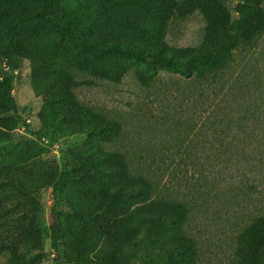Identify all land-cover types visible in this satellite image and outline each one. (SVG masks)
<instances>
[{
    "label": "rangeland",
    "instance_id": "rangeland-1",
    "mask_svg": "<svg viewBox=\"0 0 264 264\" xmlns=\"http://www.w3.org/2000/svg\"><path fill=\"white\" fill-rule=\"evenodd\" d=\"M8 2L15 4V0H3ZM184 2L187 19L178 14L168 26L166 40L171 47L202 46L208 25L204 9L215 2L221 10L219 21L229 29L228 37L233 43L241 41L255 7V0ZM121 7L118 2L110 4L116 11ZM103 14L98 0H58L44 17L45 22L56 25L54 28L21 31L18 35L22 67L12 94L20 116L9 107H0V229L17 231L22 217L34 213L38 250L28 256L27 247L23 248L25 258L17 264H123L125 258L114 254L115 246L104 236L102 226L131 215L141 196L124 209L94 218L93 210L78 217L64 209L60 214L64 236L56 260L58 253L48 226L54 204L53 183L60 173L67 170L71 176L69 199L90 202L108 187L112 177L92 180L86 175L92 166L87 163L97 157L92 164L109 170L106 154L120 152L137 174L151 178L157 194L161 195L165 187L175 190L176 101H223L237 92L235 81L249 85L252 99L247 101H260L255 81L261 73L264 75V36L248 55L235 48L227 65L230 75L218 95L211 87L198 85L162 64L119 54L101 61H112L118 71H128L122 82L89 76L82 70L84 65L99 59L64 31L72 28L74 33L84 34ZM109 26L130 30L119 17ZM137 36L143 39L138 31ZM71 79L81 85L67 91ZM203 111L204 107L198 109V114ZM114 120L122 123L121 138L115 137L117 126L111 125ZM203 121L197 119L199 124ZM98 126L101 131L94 133ZM211 134L207 131L205 136ZM195 170L199 177L200 171ZM193 202L201 206L187 229L188 237L198 246V264H236L245 232L254 228L264 234V185L239 165L229 169L204 201ZM127 253L132 264H142L139 252L129 247Z\"/></svg>",
    "mask_w": 264,
    "mask_h": 264
},
{
    "label": "trees",
    "instance_id": "trees-1",
    "mask_svg": "<svg viewBox=\"0 0 264 264\" xmlns=\"http://www.w3.org/2000/svg\"><path fill=\"white\" fill-rule=\"evenodd\" d=\"M57 1L15 0L14 4L0 0V107H9L15 116H20L19 106L12 93L17 72L22 67L18 35L21 31L54 28L56 25L45 22L44 17L53 11ZM98 1L104 14L94 25L84 34L74 33L72 28L64 33L79 39L83 47L99 59V62H88L82 70L102 80L115 79L120 83L128 73L118 71L112 61H101L119 54L145 63L162 64L186 79H194L198 85L211 87L218 95V89L223 90L230 75L227 65L235 48L248 55L264 36V0H255L253 18L246 21L241 41L234 43L228 37V27L219 21L221 10L217 2L208 5L204 9L208 25L202 46L184 48L171 47L166 40L170 21L178 14L187 19L189 13L183 10L184 0ZM113 1L122 7L117 11L110 8ZM116 17L130 30L110 27ZM137 31L143 34L142 40ZM114 37H118L116 41ZM71 83L67 91L81 85L73 79ZM234 83L237 92H231L223 101H176L175 190L165 187L161 195L157 194L151 178L137 174L123 153H105L109 170L95 167L92 162L98 158L92 157L91 163H87L92 166L86 175L96 181L112 177L108 187L101 189L99 196L94 195L90 202L75 203L67 192L71 176L63 170L53 183L54 204L48 226L49 238L58 253L56 260L60 257L64 236L60 220L64 209L78 217L93 210L94 218L96 214L124 209L132 199L141 196L131 215L102 226L104 236L115 246L114 254L125 258L123 264H132L127 253L131 247L141 254L142 264H198V246L188 237L187 229L201 206L193 200L204 201L234 165L241 166L264 185V75L261 73L255 81L260 101L256 97L258 101H247L252 99L249 85ZM242 98L245 99L242 101ZM180 105L181 108H177ZM203 107L199 115L198 109ZM202 118L204 121L197 123V119ZM111 125L117 126L115 137L121 138L122 123L114 120ZM205 128L206 132H212L210 136H205ZM99 131L101 126L94 129V133ZM195 169L200 171L199 177ZM20 224L17 231L0 229V264L21 262L25 258V247L28 256L38 250L35 247L36 215L27 213ZM260 233L259 229L250 228L241 237L236 264H264V234Z\"/></svg>",
    "mask_w": 264,
    "mask_h": 264
}]
</instances>
